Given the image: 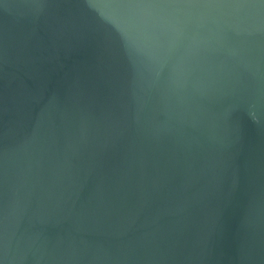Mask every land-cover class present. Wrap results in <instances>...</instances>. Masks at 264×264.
Returning a JSON list of instances; mask_svg holds the SVG:
<instances>
[{
  "label": "water",
  "instance_id": "1",
  "mask_svg": "<svg viewBox=\"0 0 264 264\" xmlns=\"http://www.w3.org/2000/svg\"><path fill=\"white\" fill-rule=\"evenodd\" d=\"M0 264H264V0H0Z\"/></svg>",
  "mask_w": 264,
  "mask_h": 264
}]
</instances>
